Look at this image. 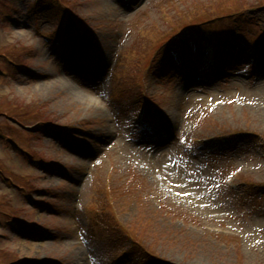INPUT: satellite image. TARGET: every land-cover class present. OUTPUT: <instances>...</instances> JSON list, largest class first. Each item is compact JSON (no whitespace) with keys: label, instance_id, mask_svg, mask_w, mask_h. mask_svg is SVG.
<instances>
[{"label":"rangeland","instance_id":"1","mask_svg":"<svg viewBox=\"0 0 264 264\" xmlns=\"http://www.w3.org/2000/svg\"><path fill=\"white\" fill-rule=\"evenodd\" d=\"M0 264H264V0H0Z\"/></svg>","mask_w":264,"mask_h":264},{"label":"snow or ice","instance_id":"2","mask_svg":"<svg viewBox=\"0 0 264 264\" xmlns=\"http://www.w3.org/2000/svg\"><path fill=\"white\" fill-rule=\"evenodd\" d=\"M142 118H143V120H144L145 122H149V121H150V117L147 116V115L143 116Z\"/></svg>","mask_w":264,"mask_h":264}]
</instances>
